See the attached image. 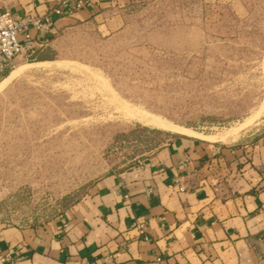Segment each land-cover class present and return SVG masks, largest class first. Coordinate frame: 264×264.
Returning a JSON list of instances; mask_svg holds the SVG:
<instances>
[{"label":"rangeland","instance_id":"rangeland-1","mask_svg":"<svg viewBox=\"0 0 264 264\" xmlns=\"http://www.w3.org/2000/svg\"><path fill=\"white\" fill-rule=\"evenodd\" d=\"M37 61L19 57L10 73ZM55 63L0 91V225L61 217L175 134L128 110L218 144L264 133V0H134Z\"/></svg>","mask_w":264,"mask_h":264},{"label":"crops","instance_id":"crops-1","mask_svg":"<svg viewBox=\"0 0 264 264\" xmlns=\"http://www.w3.org/2000/svg\"><path fill=\"white\" fill-rule=\"evenodd\" d=\"M76 1L0 0V13L24 20ZM133 1L87 0L73 16L51 15L43 32L31 29L40 61L28 65L57 64L82 28L104 27ZM175 134L61 217L0 225V257L14 260L0 264H264V133L231 145Z\"/></svg>","mask_w":264,"mask_h":264},{"label":"built area","instance_id":"built-area-1","mask_svg":"<svg viewBox=\"0 0 264 264\" xmlns=\"http://www.w3.org/2000/svg\"><path fill=\"white\" fill-rule=\"evenodd\" d=\"M87 0H77L69 6L62 2L59 7L54 8L44 16H29L24 20L16 18L6 11L0 13V76L14 67V62L19 57L30 59L35 51V41L31 29L39 33L43 32L49 17L53 14L58 16H73L84 9ZM65 8V10H64ZM139 234H144L145 224L137 225ZM3 263H13L12 257H0Z\"/></svg>","mask_w":264,"mask_h":264},{"label":"bare ground","instance_id":"bare-ground-1","mask_svg":"<svg viewBox=\"0 0 264 264\" xmlns=\"http://www.w3.org/2000/svg\"><path fill=\"white\" fill-rule=\"evenodd\" d=\"M46 65V64H44ZM30 65L22 66L20 69L27 68ZM12 71L3 81L0 82V91L16 76V74L19 72V70ZM128 107V106H127ZM134 117L138 118L141 122H143L146 126H151L156 129H160L163 131H168L172 133H178V134H189L193 136H199L200 138H203L210 142H226L227 139L225 137H220L219 139L213 138V137H204L197 133H193V131L186 130L185 128L175 126L174 124L167 122L161 118H158L154 115H151L149 113H146L142 110H131L129 111Z\"/></svg>","mask_w":264,"mask_h":264},{"label":"trees","instance_id":"trees-1","mask_svg":"<svg viewBox=\"0 0 264 264\" xmlns=\"http://www.w3.org/2000/svg\"><path fill=\"white\" fill-rule=\"evenodd\" d=\"M10 74V70L9 71H7L6 73H4L3 75H1L2 76V78L4 79V78H6L8 75Z\"/></svg>","mask_w":264,"mask_h":264}]
</instances>
